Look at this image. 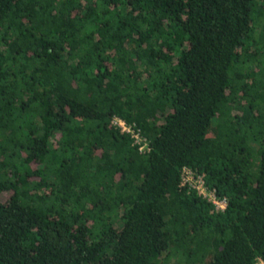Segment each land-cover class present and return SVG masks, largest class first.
Here are the masks:
<instances>
[{"label":"trees","instance_id":"16d2710c","mask_svg":"<svg viewBox=\"0 0 264 264\" xmlns=\"http://www.w3.org/2000/svg\"><path fill=\"white\" fill-rule=\"evenodd\" d=\"M260 258L264 0H0V264Z\"/></svg>","mask_w":264,"mask_h":264},{"label":"built area","instance_id":"2783aa9c","mask_svg":"<svg viewBox=\"0 0 264 264\" xmlns=\"http://www.w3.org/2000/svg\"><path fill=\"white\" fill-rule=\"evenodd\" d=\"M113 124L122 132L131 133L141 151L148 149L147 139L142 136L138 129H135L125 119L116 116L113 119ZM182 177L183 186L190 184L191 187L195 188L202 197L211 201L215 205L216 210H224L227 207V199L219 197L214 189L209 188L204 178L196 176L192 169L185 167ZM257 264H264V260L260 258Z\"/></svg>","mask_w":264,"mask_h":264}]
</instances>
